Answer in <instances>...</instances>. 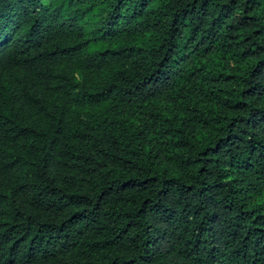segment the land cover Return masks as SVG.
Listing matches in <instances>:
<instances>
[{"label":"trees","instance_id":"16d2710c","mask_svg":"<svg viewBox=\"0 0 264 264\" xmlns=\"http://www.w3.org/2000/svg\"><path fill=\"white\" fill-rule=\"evenodd\" d=\"M0 264H264V0H0Z\"/></svg>","mask_w":264,"mask_h":264},{"label":"rangeland","instance_id":"374dc122","mask_svg":"<svg viewBox=\"0 0 264 264\" xmlns=\"http://www.w3.org/2000/svg\"><path fill=\"white\" fill-rule=\"evenodd\" d=\"M103 15H104V13H103ZM96 20H97V18H96L94 21H96ZM94 21H93V22H94Z\"/></svg>","mask_w":264,"mask_h":264}]
</instances>
